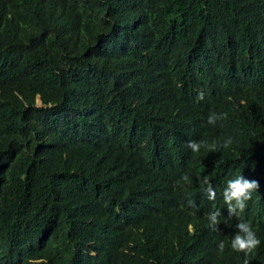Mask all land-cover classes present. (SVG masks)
<instances>
[{"label":"trees","instance_id":"trees-1","mask_svg":"<svg viewBox=\"0 0 264 264\" xmlns=\"http://www.w3.org/2000/svg\"><path fill=\"white\" fill-rule=\"evenodd\" d=\"M241 174L260 187L230 215ZM246 258L264 264V0H0V264Z\"/></svg>","mask_w":264,"mask_h":264},{"label":"clouds","instance_id":"clouds-1","mask_svg":"<svg viewBox=\"0 0 264 264\" xmlns=\"http://www.w3.org/2000/svg\"><path fill=\"white\" fill-rule=\"evenodd\" d=\"M204 98L203 92L198 94V99L202 100ZM227 118V113H216L210 112L207 117V123L210 125H215L217 121L224 120ZM233 144V138L227 137L222 143L219 144L220 147L228 149ZM187 147L193 153H199L201 149H207L208 151H216L218 144L217 141L213 140L209 142L207 140H190L188 141ZM181 179L184 182H189V176L184 174ZM260 185L255 179H246L242 174L227 180L226 187L223 191V200L227 205V210L230 215H239L243 213L247 207L246 201L250 200L252 193L258 191ZM203 192L209 200L214 201L216 199V191L214 186L211 184L207 177L203 180ZM189 203H193L189 201ZM221 215L219 211H213L208 214L209 226L216 228L220 221L218 217ZM237 232L231 239V248L236 252H243L245 257H247L254 249H256L261 241L258 238L256 232L250 222L241 221L236 225ZM225 249V243L221 241L218 244V250L223 253ZM244 264H248L247 258Z\"/></svg>","mask_w":264,"mask_h":264}]
</instances>
